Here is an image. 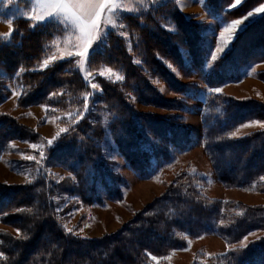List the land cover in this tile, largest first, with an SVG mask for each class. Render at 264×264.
<instances>
[{"label": "trees", "instance_id": "16d2710c", "mask_svg": "<svg viewBox=\"0 0 264 264\" xmlns=\"http://www.w3.org/2000/svg\"><path fill=\"white\" fill-rule=\"evenodd\" d=\"M234 2L207 0V7L215 16L231 20L245 16L264 0H243L231 7ZM120 22L128 35L111 29L89 54L91 72L107 66L123 75V80L115 82L96 76L101 87L98 94L75 57L43 67L55 39L64 34L61 27L17 17L10 40L0 39V104L11 94L7 84L12 82L20 91L22 106L40 104L60 113H77V120L48 148L44 160L45 168L59 165L73 177L57 181L54 174L43 171L31 183L0 182V219L17 230L16 234L0 230V264H153L152 257H166L184 246L187 237L216 233L234 244L253 231L262 235L246 247L234 246L192 264H264V204L211 198L204 192L205 179L196 173L178 174L161 195L114 233L85 237L67 231V215L57 206L59 194L77 195L91 205L101 200V184L108 198L123 200L122 177L100 160L98 142L107 129L130 167L143 176L150 175L152 159L160 163L170 158L172 147L184 150L189 146L191 131L183 121L141 111L134 103L137 97L162 108L185 107L181 100L165 98L153 84V78L160 77L175 92L189 91L167 61L187 74L204 76L212 86L240 80L244 70L264 61V13L236 35L209 74L204 73L207 28L189 19L174 0L123 13ZM256 75L264 79V70ZM107 111L112 117L106 128L101 115ZM255 119L264 121L260 100L224 93L207 96L204 149L214 175L227 186L264 191V127L233 136L239 126ZM15 139L37 141L40 135L14 116L0 114V155Z\"/></svg>", "mask_w": 264, "mask_h": 264}, {"label": "rangeland", "instance_id": "374dc122", "mask_svg": "<svg viewBox=\"0 0 264 264\" xmlns=\"http://www.w3.org/2000/svg\"><path fill=\"white\" fill-rule=\"evenodd\" d=\"M170 0H119L120 9L110 17L115 27L110 24L102 30L105 32L104 39L111 29H116L121 35H128L119 25L120 17L123 13L136 12L148 7H155ZM178 7L186 13L189 19L204 24L207 30L203 33L205 48L204 53V73L209 74L215 62H217L231 48L235 38L231 39V34L225 33L224 39H231V43L215 62L209 60V53L214 50V45L220 43L219 33L224 32V26L232 20H225L215 16L207 7V0H174ZM243 1V0H242ZM47 0H41V3L29 4L28 0H0V34H8L13 32V21L17 17L28 18L29 15L44 14L43 3ZM264 4V3H263ZM262 5V4H261ZM261 5L253 8L252 12ZM132 9V11H128ZM249 11V12H250ZM248 12V13H249ZM247 13V14H248ZM23 14V15H22ZM246 14V15H247ZM262 13H256L253 18L244 21L243 29ZM245 15V16H246ZM244 17V16H243ZM241 17V18H243ZM237 18V19H241ZM34 24L41 23L34 21ZM169 29H172L168 25ZM10 36H3L1 40L8 41ZM103 39V40H104ZM79 43L76 35L71 31H64L62 36H58L54 41V50L47 56L45 60H49L50 64L60 60L61 56L69 58V52L82 51V48L74 47ZM99 43V42H97ZM94 43L92 48L97 44ZM85 57H75L77 65L85 78L91 83L96 84L97 89H93L94 93H101V87L96 79L100 75L114 81L116 75L123 77L122 73L111 67H103L99 70L91 72L88 69L89 54ZM219 55V54H218ZM55 56L56 60L51 61V57ZM183 56L186 62L190 61L187 50H183ZM44 60V61H45ZM139 61V60H138ZM44 63V62H43ZM175 76L188 85L189 91L180 93L175 92L162 78H153V84L159 89L162 95L170 100H181L185 107L182 108H162L159 106L145 104L137 97L134 103L137 108L144 112L155 113L164 119L177 118L183 121L190 129L191 142L184 150L174 147L170 149V158L157 163L152 159L151 173L148 176L139 175L119 152L112 136L107 129L104 138L99 141L102 147V157L100 160L111 171L119 174L123 182L120 184L123 194V200H112L105 194L101 184L98 185L100 201H95L91 205L84 204L79 196L69 194H59L56 197L57 206L67 215L65 224L67 229H72L77 235L85 237H100L110 234L121 229L135 214L142 210L146 205L150 204L157 196L161 195L167 185L182 172L196 173L205 179L204 192L211 198H216L230 202H243L249 205L264 204V191L255 188L243 189L227 186L214 175L213 167L208 156L205 153V129L203 125V113L207 96L211 93H224L239 98H254L264 102V79L259 78L256 73L264 70V61L256 62L251 65L240 80L227 81L220 85H209L204 76L194 73L187 74L182 71L176 64L167 61ZM49 64V65H50ZM207 65V66H206ZM111 69V73H109ZM123 80V79H122ZM8 87L11 90L9 97L0 104V114H8L14 116L20 123L32 128L40 139L37 141L29 139H15L8 143L4 151L0 155V182L9 184H24L33 182L36 177L43 171H47L56 176V180L60 181L65 177H73V174L65 167L59 165H50L45 168L46 156L48 148L52 147L56 140V134L61 128H67L68 124L77 120L76 112L60 113L55 108L47 105H20L18 99L20 91L12 82ZM219 89L220 91H215ZM112 114L106 112L101 119L107 128L108 122L111 120ZM264 121L250 120L238 127L234 132V137H239L249 132L258 130ZM61 133L60 135H62ZM53 140L51 146L48 141ZM37 145L35 149L31 145ZM43 153V156H41ZM28 156H34L35 159L29 160ZM264 177V176H263ZM0 230L10 233H17V230L11 226L4 224L0 219ZM261 231H253L243 237L234 244H228L224 238L216 233H206L199 237H187L184 246L173 249L166 257L153 260V264H192L194 260H204L205 258L221 255L226 253L234 246H244L250 241L259 238Z\"/></svg>", "mask_w": 264, "mask_h": 264}, {"label": "snow or ice", "instance_id": "6c2138e0", "mask_svg": "<svg viewBox=\"0 0 264 264\" xmlns=\"http://www.w3.org/2000/svg\"><path fill=\"white\" fill-rule=\"evenodd\" d=\"M9 2H11V0H9ZM35 2L41 3V0H35ZM198 2H202V0H198ZM241 2L242 0H235V2L230 6L235 7ZM28 3H33V0H28ZM42 6L45 9L44 14L29 15V21L34 20L36 22L54 24L58 27H61L65 32L71 30L76 35V39L79 42L75 44L74 47L82 48V51L69 52L67 54L69 57H85L89 53V50L92 48L94 43H102L105 32L102 30L101 25L103 24L104 28H107L110 24L115 27V24L113 20L110 19V17H112L121 7L120 4L117 3V0H47L46 3L42 4ZM128 11H132V9H128ZM256 13H264V4L256 8L255 13L250 11L241 19L232 20L230 23L226 22L224 26V32L219 33L220 43L214 45V50L209 53L210 61L215 62L220 58V56L223 55L224 51L231 43V39L235 38V34L237 32L243 30L244 21L253 18ZM7 22L12 23L11 20H8ZM119 26L125 27L122 23ZM225 33L231 34V39L225 40ZM10 35L11 33L0 34V38ZM60 58L63 59L64 57L61 56ZM55 60V56L51 57V61ZM49 64L50 61L45 60L43 63V67L46 68L49 66ZM111 71L112 70L109 69V73H111ZM115 79L122 80L123 77L120 75H116ZM90 87L92 89H97L96 84H91ZM215 91L219 92L220 90L216 89ZM53 95H56V93H53ZM85 109H87V104H85ZM261 127H264V124H262ZM67 131V128H61L60 132H58L56 134V137H54L53 139H58L61 133H66ZM233 135H236V133H233ZM52 143L53 140L48 141L49 146H51ZM31 147L35 149L37 145L33 144L31 145ZM41 156H43V153H41ZM27 158L29 160L35 159L34 156H28ZM261 179L264 180V177H261ZM67 231L71 232L72 229H67ZM246 239L247 237H245V240ZM244 246L246 247V245ZM2 256L3 253L0 252V257ZM152 259L155 260L156 257H152Z\"/></svg>", "mask_w": 264, "mask_h": 264}, {"label": "crops", "instance_id": "0c3cea01", "mask_svg": "<svg viewBox=\"0 0 264 264\" xmlns=\"http://www.w3.org/2000/svg\"><path fill=\"white\" fill-rule=\"evenodd\" d=\"M119 2V0H117V3Z\"/></svg>", "mask_w": 264, "mask_h": 264}]
</instances>
